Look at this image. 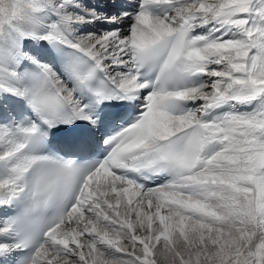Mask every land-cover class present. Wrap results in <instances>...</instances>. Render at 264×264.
Returning a JSON list of instances; mask_svg holds the SVG:
<instances>
[{"label":"snow or ice","instance_id":"obj_1","mask_svg":"<svg viewBox=\"0 0 264 264\" xmlns=\"http://www.w3.org/2000/svg\"><path fill=\"white\" fill-rule=\"evenodd\" d=\"M0 264H264V0H0Z\"/></svg>","mask_w":264,"mask_h":264}]
</instances>
